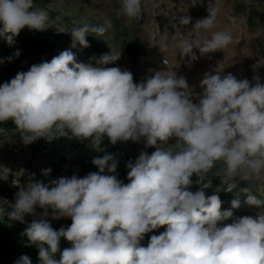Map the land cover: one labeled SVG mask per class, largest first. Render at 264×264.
<instances>
[{"label": "clouds", "instance_id": "clouds-1", "mask_svg": "<svg viewBox=\"0 0 264 264\" xmlns=\"http://www.w3.org/2000/svg\"><path fill=\"white\" fill-rule=\"evenodd\" d=\"M121 4L128 18L142 15V0ZM48 19L34 0H0V37L9 44L25 28L46 30ZM190 22L187 17L180 21ZM214 26L215 13L210 11L194 29ZM112 27L107 18L102 24L74 27L69 31L72 46L88 48L89 33L104 36ZM232 43L231 32L219 30L208 39H183L179 46L191 64L199 58L197 51L206 56ZM120 58L121 51L111 49L92 66L64 50L0 85V122H13L24 145L71 132L78 139L101 141L107 136L113 145L143 142L155 149L127 162V183L118 178L115 155L105 154L92 160L98 172L20 188L9 219L23 222L26 215L36 216L37 208L42 210L24 232L38 248L39 264H264V199L247 195L245 203L261 211L233 219L240 199L222 210L218 192L205 191L210 188L206 175L220 165L225 192L237 188L236 180L264 181L260 76L238 79L217 67L204 74L197 92L174 70H149L137 83L131 71L106 67ZM262 65L264 58L254 71ZM11 173L0 165V180ZM194 175L199 186L195 192L190 190ZM49 216L72 222L55 230ZM160 228L165 230L151 235L145 246L146 235ZM61 239L71 247L61 251ZM17 264L32 261L25 255Z\"/></svg>", "mask_w": 264, "mask_h": 264}, {"label": "rangeland", "instance_id": "rangeland-1", "mask_svg": "<svg viewBox=\"0 0 264 264\" xmlns=\"http://www.w3.org/2000/svg\"><path fill=\"white\" fill-rule=\"evenodd\" d=\"M34 2L49 16L48 28L39 31L53 49L49 62L62 51L70 50L76 55L77 62L96 66V60L104 54H110L112 49L121 51V58L106 67L131 71L137 83L150 75L149 70H174L178 76L186 78L190 87L199 92V83L204 74L214 72L217 67L225 75L232 73L238 79L247 78L249 81H252L254 74H258L261 83H264V65L254 71V65L264 58V0H149L148 6L142 0V15L131 19L123 14L121 0ZM210 11L215 13L214 28L194 29L196 22L209 17ZM185 17L190 18V24L180 23ZM105 18L110 19L113 25L106 35L89 33L86 39L90 47L82 49L78 43L75 47L72 46L73 38L69 32L72 28L83 23L102 24ZM219 30L230 31L233 43L222 51L206 56H200L197 51L199 58L190 64L189 58L182 55L179 46L181 40L208 39L213 31ZM4 40L5 37H0V85L9 82L18 72H27L31 67L25 61L10 60L2 46ZM58 136V133L55 134L52 141L41 138L30 145H24L13 122H0V165L12 170L7 180L0 181V205L4 203L0 210L8 209L7 212L0 213L1 216L7 215L0 219V223L8 221L24 231L30 225H21L19 220L9 219L8 212L15 203L16 193L31 182L47 184L50 180L72 175L83 178L99 171L96 166L91 169L89 166L94 158L105 154L115 155L118 160V178L125 182L127 162H134L143 151L151 154L155 150L146 148L143 142H118L113 145L107 136L102 137L101 141L95 138L78 139L71 132L67 136ZM46 169H51L49 176L43 174ZM223 179V165L211 170L205 177V182L210 183V188L205 190L206 195L218 192L223 201L222 210L230 209L231 201L238 197L243 208L232 210L233 219L245 215L257 216L261 210L255 206H250L247 210L245 200L249 194L264 199V181L236 180L237 188L229 193L225 192L227 185L222 184ZM192 180L190 190L195 192L199 187L196 184L197 177L194 175ZM36 211L41 213L42 210L37 208ZM47 219L51 225H58L60 228H67L72 222L70 218L52 220L49 216ZM230 222L231 220L225 223ZM164 230L160 228L146 235L143 243L147 244L151 235H159Z\"/></svg>", "mask_w": 264, "mask_h": 264}, {"label": "trees", "instance_id": "trees-1", "mask_svg": "<svg viewBox=\"0 0 264 264\" xmlns=\"http://www.w3.org/2000/svg\"><path fill=\"white\" fill-rule=\"evenodd\" d=\"M2 46L10 60L25 61L30 66L49 62V58L53 56V49L44 39V35L35 30H22L18 36L13 37L12 44H9L5 37ZM17 52H19L18 56ZM93 166L91 163L89 168L91 169ZM127 182L126 179L125 183ZM51 226L55 230L60 229L58 225ZM24 232L22 228L11 222L0 223V264H17L20 258L25 255L31 259L32 264H39L38 248L29 243ZM67 247H71L70 243L61 239L60 250L63 251ZM57 259H59L58 255Z\"/></svg>", "mask_w": 264, "mask_h": 264}, {"label": "bare ground", "instance_id": "bare-ground-1", "mask_svg": "<svg viewBox=\"0 0 264 264\" xmlns=\"http://www.w3.org/2000/svg\"><path fill=\"white\" fill-rule=\"evenodd\" d=\"M145 2H146V5L148 6V5H149V0H145ZM261 49H262V48H261ZM0 181H3V180H0ZM0 184H1V183H0ZM11 186H12V185H11ZM1 205H4V203L2 202ZM1 205H0V207H1ZM8 206L10 207V204H7V207H8ZM241 208H243V207H241ZM244 208H245V207H244ZM246 208H247V210H248V208H250V206L247 205ZM1 210H2V209H1ZM242 210H243V209H242ZM7 211H8V209H6V210H4V211L2 210V212H7ZM239 211H240V210H239ZM40 214H41V213L38 211V212H37V215H36V216H33V218H34L33 220H39V219H40Z\"/></svg>", "mask_w": 264, "mask_h": 264}, {"label": "built area", "instance_id": "built-area-1", "mask_svg": "<svg viewBox=\"0 0 264 264\" xmlns=\"http://www.w3.org/2000/svg\"><path fill=\"white\" fill-rule=\"evenodd\" d=\"M12 211V210H11ZM11 211L10 212H8L9 214L11 213ZM2 211L0 210V213H1ZM8 214V215H9ZM7 215H5V216H1L0 215V219H3L4 217H6ZM31 218V221H28V219H30ZM25 221H23V222H21V221H19L18 223H20L21 225H29V224H31L32 222H33V216L31 215V217H29V216H25Z\"/></svg>", "mask_w": 264, "mask_h": 264}]
</instances>
